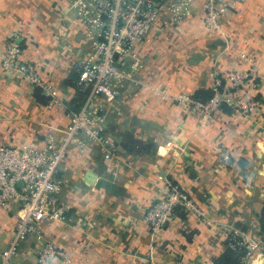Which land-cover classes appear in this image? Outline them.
Returning <instances> with one entry per match:
<instances>
[{
    "label": "crops",
    "instance_id": "crops-1",
    "mask_svg": "<svg viewBox=\"0 0 264 264\" xmlns=\"http://www.w3.org/2000/svg\"><path fill=\"white\" fill-rule=\"evenodd\" d=\"M201 1L182 26L158 22L140 45L145 69L133 76L141 83L126 84L106 113L116 157L105 160L96 147L82 154L73 148L60 167L67 218L44 230L72 254L71 264H215L233 232L250 247L240 264H264V0L233 8L224 36L203 26ZM14 31L23 37L21 59L74 104L77 66L89 53L75 12L65 0H0V55ZM253 67L254 77L233 93L238 102H258L249 116L222 106L205 125L151 89L213 90L216 79L225 87L231 72ZM48 100L0 66V146L41 147L46 134L59 138L67 118ZM165 181L180 184L203 215L178 208L151 234L144 212ZM16 221L14 212L0 209V256ZM40 246L27 237L13 264H36Z\"/></svg>",
    "mask_w": 264,
    "mask_h": 264
},
{
    "label": "built area",
    "instance_id": "built-area-1",
    "mask_svg": "<svg viewBox=\"0 0 264 264\" xmlns=\"http://www.w3.org/2000/svg\"><path fill=\"white\" fill-rule=\"evenodd\" d=\"M198 0H65L77 17V23L89 44V53L78 63L75 84L76 102L67 105L57 90L43 82L35 67L21 59L20 32L10 33L0 55V66L7 73L42 89L49 98L48 105L63 109L67 124L58 138L53 133L44 136L41 147L22 143L17 147L0 146V209L14 212L17 221L0 264H13L20 244L27 237L41 241L36 252V264H71L70 252L59 248L46 237L45 225L67 218V206L60 200L63 181L60 167L70 151L79 153L96 147L105 160L116 157V147L106 132V113L119 99L129 83L139 84L134 73L143 71L145 63L139 55L142 42L160 22L165 28H178L194 14ZM244 0H202L203 26L221 36L223 24L233 8L238 11ZM256 68L231 72L222 89L219 79L208 100L196 99L193 94H172L162 86L151 87L162 99L173 100L188 115L208 124L212 117L227 106L242 116L258 108L254 99L238 102L233 93L251 80ZM227 165L230 155L223 154ZM177 208L203 212L195 206L188 193L178 183L165 181L158 197L146 208L144 222L151 234L159 233L174 217ZM237 250H248L236 232L229 239Z\"/></svg>",
    "mask_w": 264,
    "mask_h": 264
},
{
    "label": "trees",
    "instance_id": "trees-1",
    "mask_svg": "<svg viewBox=\"0 0 264 264\" xmlns=\"http://www.w3.org/2000/svg\"><path fill=\"white\" fill-rule=\"evenodd\" d=\"M79 75L77 74L76 80H78ZM223 89V87H222ZM213 90L212 89H204L199 90L193 94V96L196 99L200 100H208L213 96ZM178 208L176 209V211ZM264 225V223H263ZM231 245V243H228V245ZM228 246V249L226 252L220 257L219 261L215 264H240V258L245 254V250H237L235 248H232L231 246Z\"/></svg>",
    "mask_w": 264,
    "mask_h": 264
},
{
    "label": "rangeland",
    "instance_id": "rangeland-1",
    "mask_svg": "<svg viewBox=\"0 0 264 264\" xmlns=\"http://www.w3.org/2000/svg\"><path fill=\"white\" fill-rule=\"evenodd\" d=\"M188 94H191L190 92H187ZM191 116V115H190ZM199 119V118H198ZM200 120V119H199ZM206 125V124H205Z\"/></svg>",
    "mask_w": 264,
    "mask_h": 264
},
{
    "label": "water",
    "instance_id": "water-1",
    "mask_svg": "<svg viewBox=\"0 0 264 264\" xmlns=\"http://www.w3.org/2000/svg\"><path fill=\"white\" fill-rule=\"evenodd\" d=\"M36 91H38V89H36Z\"/></svg>",
    "mask_w": 264,
    "mask_h": 264
}]
</instances>
